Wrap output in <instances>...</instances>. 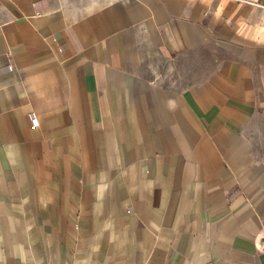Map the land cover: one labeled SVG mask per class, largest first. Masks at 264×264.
Segmentation results:
<instances>
[{
  "label": "crops",
  "instance_id": "crops-1",
  "mask_svg": "<svg viewBox=\"0 0 264 264\" xmlns=\"http://www.w3.org/2000/svg\"><path fill=\"white\" fill-rule=\"evenodd\" d=\"M0 264H264V0H0Z\"/></svg>",
  "mask_w": 264,
  "mask_h": 264
},
{
  "label": "built area",
  "instance_id": "built-area-1",
  "mask_svg": "<svg viewBox=\"0 0 264 264\" xmlns=\"http://www.w3.org/2000/svg\"><path fill=\"white\" fill-rule=\"evenodd\" d=\"M9 69H11V66H9ZM31 119H32V120H30V124H31L30 126L33 127V126H34V124H32V123H34V118H33V116H31ZM31 122H32V123H31Z\"/></svg>",
  "mask_w": 264,
  "mask_h": 264
}]
</instances>
